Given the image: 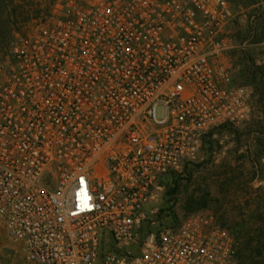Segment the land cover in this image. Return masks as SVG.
I'll return each instance as SVG.
<instances>
[{
    "label": "built area",
    "instance_id": "1",
    "mask_svg": "<svg viewBox=\"0 0 264 264\" xmlns=\"http://www.w3.org/2000/svg\"><path fill=\"white\" fill-rule=\"evenodd\" d=\"M261 12L264 0H58L14 34L0 60V222L26 262L241 264L213 211L170 226L156 203L212 131L258 109L239 60L264 72Z\"/></svg>",
    "mask_w": 264,
    "mask_h": 264
},
{
    "label": "rangeland",
    "instance_id": "2",
    "mask_svg": "<svg viewBox=\"0 0 264 264\" xmlns=\"http://www.w3.org/2000/svg\"><path fill=\"white\" fill-rule=\"evenodd\" d=\"M57 2L0 0V60L7 55L14 34H25L46 24ZM255 52L256 49L252 51ZM257 106L248 123L220 127L207 136V147L172 195L173 211L179 221L191 211L207 207L204 209L213 211L227 226L245 220L248 226L259 228L257 219L264 216V184L260 182L264 169L258 165L257 152L264 146V104ZM166 189L158 191L157 206ZM0 264H30L24 259L21 244L1 222Z\"/></svg>",
    "mask_w": 264,
    "mask_h": 264
},
{
    "label": "trees",
    "instance_id": "3",
    "mask_svg": "<svg viewBox=\"0 0 264 264\" xmlns=\"http://www.w3.org/2000/svg\"><path fill=\"white\" fill-rule=\"evenodd\" d=\"M235 6L242 5L245 8L257 3L258 0H228ZM249 28L244 34L240 35V38L248 36ZM264 41V12H261L256 21L255 33L253 36V42ZM239 63L242 65L240 76L243 79V83L252 85L254 87L256 103L261 106L264 104V72L263 69L255 64L253 56L246 53L240 58ZM226 126H222L224 128ZM264 131V130H263ZM263 133V132H262ZM210 134L208 135V137ZM207 138V137H206ZM207 147V140H204L203 149ZM261 149L257 152V156L260 154ZM193 165V164H192ZM190 165L184 175L168 173L166 174L161 183L164 185L166 192L162 195V201L159 208V220L166 225L174 226L178 223V217L173 211L174 200L172 195L177 191L180 180L186 179L192 168ZM207 207H201L193 211L204 209ZM191 211V212H193ZM219 218V217H218ZM222 225L226 226L230 232L235 236L237 241V259L241 264H264V216H260L257 220L261 223L259 228H253L248 226L245 220L240 222H233L229 226L225 221L219 218Z\"/></svg>",
    "mask_w": 264,
    "mask_h": 264
}]
</instances>
